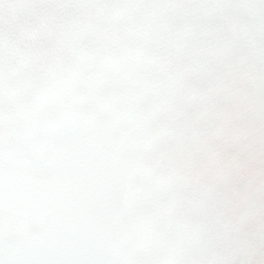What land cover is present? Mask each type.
Listing matches in <instances>:
<instances>
[{"label": "snow or ice", "instance_id": "6c2138e0", "mask_svg": "<svg viewBox=\"0 0 264 264\" xmlns=\"http://www.w3.org/2000/svg\"><path fill=\"white\" fill-rule=\"evenodd\" d=\"M0 264H264V0H0Z\"/></svg>", "mask_w": 264, "mask_h": 264}]
</instances>
